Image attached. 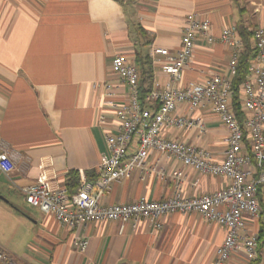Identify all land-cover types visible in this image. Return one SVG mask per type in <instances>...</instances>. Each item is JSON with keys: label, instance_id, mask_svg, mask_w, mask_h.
<instances>
[{"label": "crops", "instance_id": "obj_1", "mask_svg": "<svg viewBox=\"0 0 264 264\" xmlns=\"http://www.w3.org/2000/svg\"><path fill=\"white\" fill-rule=\"evenodd\" d=\"M191 12L211 22L215 37L230 25L250 30L264 26V0H0V139L29 157L24 172L16 169L11 178L1 176L0 213L13 212L12 201L3 193L14 190L25 199L20 187L36 182L40 164L53 184L69 193L79 188L81 172L89 181L96 179L107 149L105 134L118 124L115 109L106 104L105 83L111 84L116 102L130 99L128 84L112 70L113 58L122 54L137 65V53L150 55L152 89L164 88L172 78L163 70L164 55L154 49L175 53ZM195 44L176 86L204 82L216 73L233 78L229 70L233 46L218 39L210 42L203 35ZM146 102L157 109V103ZM241 109L245 113L242 105ZM172 114L198 119L202 127H166L164 137L208 149L215 162L224 160L228 131L210 104L191 109L179 103ZM137 147L134 136L130 151ZM147 165L163 169L164 177L150 172L141 178L135 169L112 183L102 202L170 198L176 170L183 172L186 196L213 193L229 183L224 175L201 173L155 150L149 151ZM73 171L78 173L77 185ZM35 208L33 232L21 239H28L19 257L23 264H214L226 236L224 225L196 211L162 215L160 228L141 218L123 228L120 221L105 219L74 229L62 226L53 213ZM244 218V231L261 237L257 256L236 254L226 264H264V218L248 213ZM81 236L89 240L85 250L76 243ZM19 245L11 248L18 251Z\"/></svg>", "mask_w": 264, "mask_h": 264}, {"label": "built area", "instance_id": "obj_2", "mask_svg": "<svg viewBox=\"0 0 264 264\" xmlns=\"http://www.w3.org/2000/svg\"><path fill=\"white\" fill-rule=\"evenodd\" d=\"M210 30L211 22L208 19L191 12L186 16L181 47L175 53L165 48L154 49L155 53L164 55L163 70L172 78L164 88H154L146 96V103H157L156 110L145 106L140 99L137 65L122 54L115 55L112 70L128 84L130 99L124 103L116 102L111 97V84L105 83L109 91L106 104L115 109L118 124L114 131L105 134L107 149L101 155L96 179L89 181L81 172L79 188L69 193L66 187L54 185L46 166L40 164L36 182L20 187L26 202L45 213H53L62 226L74 229L90 221L105 219L120 221L123 228L125 223H136L141 218L160 228L162 215L196 211L206 220L226 227V236L216 251L214 264H226L236 254H244L248 259L255 258L259 249V235L244 231V216L248 213L255 218H264V26L253 29L255 52L240 91V101L245 111L243 121L238 119L232 104L231 77L216 73L204 82H194L189 86L178 87L174 84L181 79L182 71L190 63L195 41L202 35L210 42L218 39L233 46L229 70L234 76L243 51V42L236 26H226L218 37ZM179 103H186L191 109L208 103L219 114L228 131L222 162L213 161L208 149L162 135L166 127H202L198 119L172 114ZM134 136L138 137V147L130 151ZM150 150L173 155L184 165L201 173L224 175L229 183L213 193L186 196L181 188L183 172L176 170L173 173L174 192L170 198L104 204L102 199L112 183L126 178L135 169L140 171L141 178L150 172H158L164 177L163 169L157 165H147ZM28 165L29 157L23 151L0 139V179L1 176L11 178V173L16 169L24 172ZM88 242L86 236L76 240L80 250H85ZM0 264L23 263L0 243Z\"/></svg>", "mask_w": 264, "mask_h": 264}, {"label": "trees", "instance_id": "obj_3", "mask_svg": "<svg viewBox=\"0 0 264 264\" xmlns=\"http://www.w3.org/2000/svg\"><path fill=\"white\" fill-rule=\"evenodd\" d=\"M237 34L242 39L243 42V52L240 55L237 71L232 78L233 84V94H232V104L236 115L240 121L245 118V113L241 109L240 105V90L241 84L249 73V67L251 63V58L255 52V48L251 46V39L253 36V29H248L247 27L237 25ZM137 67L139 70V96L142 102H145L146 96L152 89V79H153V64L150 55L137 53L136 55ZM145 104V103H144ZM73 180V184H78V173L73 171L70 173ZM261 237L259 236V247Z\"/></svg>", "mask_w": 264, "mask_h": 264}, {"label": "rangeland", "instance_id": "obj_4", "mask_svg": "<svg viewBox=\"0 0 264 264\" xmlns=\"http://www.w3.org/2000/svg\"><path fill=\"white\" fill-rule=\"evenodd\" d=\"M3 195L12 201L13 204H9V206L13 207V212L8 215L0 213V242L10 250H13L11 246L15 247L16 244L20 243L18 251L13 250V252L18 257H22V248L27 245L28 239L26 241L21 239L34 229L33 223L38 212L35 207L26 202L22 195L14 190L3 193Z\"/></svg>", "mask_w": 264, "mask_h": 264}]
</instances>
